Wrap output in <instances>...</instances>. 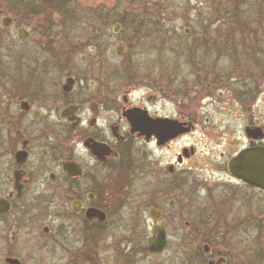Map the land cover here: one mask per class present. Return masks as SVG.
Listing matches in <instances>:
<instances>
[{"label":"flooded vegetation","instance_id":"1","mask_svg":"<svg viewBox=\"0 0 264 264\" xmlns=\"http://www.w3.org/2000/svg\"><path fill=\"white\" fill-rule=\"evenodd\" d=\"M72 3L0 0V264H169L176 231L182 264H264V188L239 158L264 149V23L191 40L179 80L169 55L127 56L150 22L109 64L107 17Z\"/></svg>","mask_w":264,"mask_h":264},{"label":"rangeland","instance_id":"2","mask_svg":"<svg viewBox=\"0 0 264 264\" xmlns=\"http://www.w3.org/2000/svg\"><path fill=\"white\" fill-rule=\"evenodd\" d=\"M226 1L229 2V0H73L70 6L77 9V20H82L84 23L91 21L92 17L99 15L98 13L101 11L107 17L106 44L109 64L117 61L113 57L116 42L118 40L126 42L127 39H130L129 36L133 34L131 29L134 26H129V19L139 23L150 22L151 26L142 28V31L147 34L146 37L140 39L139 42H132L130 47L127 46V56L134 55L136 63L147 64L148 61L155 60L153 56L159 54L169 55V65L174 64L177 66L176 69H171L179 72L177 78L180 80L182 78L183 58L178 56L185 54V48L191 45V40H196V45L199 40L202 42L203 39L214 41L224 38L230 40L231 36H222L229 29V26L218 28V24L223 22L232 23L230 17L235 11L238 14L236 16L237 21L235 19L236 23H253L256 18L261 22L262 17L259 13L264 12V0H235L233 2L235 6L230 5V7L226 5ZM199 8H206V22L215 24L211 26L210 30H206L204 35L196 19ZM219 11H223L222 14L219 15ZM133 18H136V21L132 20ZM154 20H158L159 25L152 26ZM239 20L242 21L239 22ZM115 23L122 25L120 34L117 36L111 34V28ZM80 28L78 22H76L74 30L76 37L83 32V29ZM184 28L189 29L188 36L184 35ZM227 32L231 33V31ZM126 44L128 45V42ZM205 53L213 54L214 52ZM195 141L196 136L190 140L188 139L189 143ZM183 144L184 142L179 143V145L174 144L169 151V156H174ZM169 162L171 163L172 160L169 159ZM174 196H176L175 193L172 194V198ZM252 230V246L264 250V221L259 222V224L254 223ZM179 232H173L169 238V264H182V253L178 252L176 248L179 241ZM165 256L161 259H164ZM49 264L54 263L50 262Z\"/></svg>","mask_w":264,"mask_h":264},{"label":"water","instance_id":"3","mask_svg":"<svg viewBox=\"0 0 264 264\" xmlns=\"http://www.w3.org/2000/svg\"><path fill=\"white\" fill-rule=\"evenodd\" d=\"M239 158L240 160L248 161V181L264 188V149L255 148L246 151ZM148 245L151 247V252L159 253L164 246V240L159 238L156 242H149Z\"/></svg>","mask_w":264,"mask_h":264},{"label":"trees","instance_id":"4","mask_svg":"<svg viewBox=\"0 0 264 264\" xmlns=\"http://www.w3.org/2000/svg\"><path fill=\"white\" fill-rule=\"evenodd\" d=\"M234 1H235V0H229L228 3H227V1H226V3H227L226 5L229 6V7H230V5H231V6H235V4H233ZM251 5H252V4H251ZM251 5H250V6H251ZM224 8H225V7H224ZM224 8H223V9H224ZM220 12H221V13H220ZM222 12H223V11H219V15L222 14ZM224 13H225V12H224ZM258 13H259V12H258ZM259 14H260L261 17H262V18H261V22H259V21H258L259 19L256 18V19L253 20V23H264V12H263V13L260 12ZM231 15H232V16L230 17V22H232V23H236V21H237L236 16L238 15V14H237V11L233 12ZM235 19H236V21H235ZM256 20H257V21H256ZM223 21H225V20H223ZM240 21H242V20H239V22H240ZM223 23H227V22H223ZM238 24H239V23H238Z\"/></svg>","mask_w":264,"mask_h":264}]
</instances>
